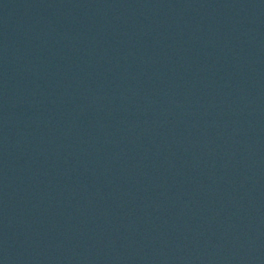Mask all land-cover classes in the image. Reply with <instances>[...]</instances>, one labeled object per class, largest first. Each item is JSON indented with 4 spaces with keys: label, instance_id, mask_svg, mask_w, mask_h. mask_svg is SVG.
Segmentation results:
<instances>
[{
    "label": "water",
    "instance_id": "95a60500",
    "mask_svg": "<svg viewBox=\"0 0 264 264\" xmlns=\"http://www.w3.org/2000/svg\"><path fill=\"white\" fill-rule=\"evenodd\" d=\"M0 264H264V0H0Z\"/></svg>",
    "mask_w": 264,
    "mask_h": 264
}]
</instances>
